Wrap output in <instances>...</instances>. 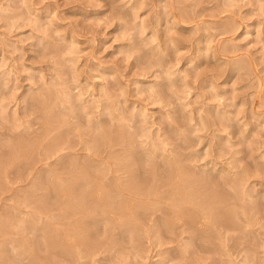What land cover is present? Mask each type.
<instances>
[{
	"label": "rangeland",
	"instance_id": "374dc122",
	"mask_svg": "<svg viewBox=\"0 0 264 264\" xmlns=\"http://www.w3.org/2000/svg\"><path fill=\"white\" fill-rule=\"evenodd\" d=\"M0 155V264H264V0H0Z\"/></svg>",
	"mask_w": 264,
	"mask_h": 264
},
{
	"label": "bare ground",
	"instance_id": "6f19581e",
	"mask_svg": "<svg viewBox=\"0 0 264 264\" xmlns=\"http://www.w3.org/2000/svg\"><path fill=\"white\" fill-rule=\"evenodd\" d=\"M157 95H158V94H157ZM47 107H48V106H47ZM61 107H62V106H61ZM42 109H43V108H42ZM49 109H50V108H49ZM47 111H48V110H47ZM42 113H43V112H42ZM48 114H49V113H48ZM48 114L45 115V117H44V120H45L44 123L46 124V126H48V123H49V121L51 120V119H50L51 117L49 118ZM48 118H49L50 120H49ZM42 120H43V119H42ZM51 121H52V120H51ZM64 123H65V122H64ZM35 124H36V123H35ZM41 124H42V123H41ZM42 127H44V126H42ZM47 129H48V127H47ZM50 129H51V128H50ZM52 131H53V130H52ZM43 132H44V131H43ZM114 133H116V132H114ZM122 133H123V132H122ZM108 135H109V134H108ZM110 135H111V134H110ZM110 135H109V136H110ZM119 135H120V134H119ZM122 135H123V134H122ZM52 136H53V135H52ZM106 136H107V135H106ZM106 136H105V137H106ZM61 137H62V136H61ZM20 139H21V138H20ZM53 139H54V138H53ZM57 139H58V138H57ZM59 139H60V138H59ZM63 139H64V138H62V140H63ZM24 140H25V139H24ZM24 140H23V141H24ZM37 140H39V139H37ZM113 140H114V139H113ZM37 142H38V141H37ZM18 143H19V141H18ZM25 143H26V141H25ZM25 143H23V144H25ZM30 143H31V141H30ZM21 145H22V143H21ZM21 145H20L19 147H23V146H24V145H22V146H21ZM49 145H50V144H49ZM52 145H53V144H52ZM60 145H61V144H60ZM14 146H15V145H14ZM29 146H31V145L28 144V147H27V145L25 144V146L23 147V149H24L25 147L29 148ZM61 146H62V145H61ZM19 147H18V148H19ZM32 148H33V147H32ZM51 148H53V150H54V149H55V146H53V147H51ZM51 148L49 147V149H51ZM8 149H9V148H8ZM8 149H7V150H8ZM10 149H12V148H10ZM60 149H61V148H60ZM12 150H13V149H12ZM14 150H15V149H14ZM19 150H20V148H19ZM19 150H15V151H16V152H20V153H24V152H22L21 150H20V151H19ZM56 150H57V149H56ZM2 151H3V150H2ZM30 151H31V150H30ZM42 151H43V150H42ZM57 151H58V150H57ZM16 152H13L12 154H11V152H10L11 156H10V154H8L9 152H8L6 155H7V157H8V155L11 157V158L8 157L9 159H12V157H13L14 159H16V158H17V155H18V157L21 156L20 153H16ZM31 152H32V151H31ZM45 152H46V151H45ZM27 153H28V152H27ZM34 153H35V152H34ZM51 153L53 154L52 151H51ZM54 153H55V152H54ZM152 153H154V152H152ZM19 154H20V155H19ZM29 154H30V153H29ZM31 154L34 155L33 153H31ZM31 154H30V155H31ZM45 154H46V153H45ZM57 155H58V154H57ZM57 155H56V156H57ZM2 156H3V157H2ZM2 156L0 155V158H4V155H2ZM14 156H15L16 158H15ZM44 156H45V155H44ZM7 157L5 156V160H6ZM32 157H33V156H32ZM45 157H46V156H45ZM50 157H51V156H50ZM46 158H47V157H46ZM9 159H8V161H12V160H9ZM24 159H25V158H24ZM24 159H23V160H24ZM30 159H31V158H30ZM0 161H2V160L0 159ZM3 161H4V159H3ZM7 163H9V162H7ZM27 163H28V162H27ZM1 164H3V162H2ZM4 164H6V163L4 162ZM9 164H10V163H9ZM28 164H29V163H28ZM33 164H34V162L32 163V165H33ZM68 164H69V163H68ZM70 164H72V163H70ZM26 165H27V164H26ZM0 166H1V165H0ZM65 166H66V165H65ZM132 166H133V165H132ZM29 167H30V166H28L27 168H29ZM31 167H32V166H31ZM63 167H64V166H63ZM66 167H67V166H66ZM66 167H65V168H66ZM3 168H4V170H5V167H3ZM8 168H9V167H8ZM61 168H62V167H61ZM68 168H70V167H68ZM0 169H1V171H0V172H1L0 175H2V173H3V171H2V167H0ZM27 170H28V169H27ZM73 170H74V169H73ZM5 171H6V170H5ZM5 171H4V173H9V172H10V171L5 172ZM65 171H66V170H65ZM65 171H64V172H65ZM67 171H68V170H67ZM64 172H63V173H64ZM4 173H3V174H4ZM9 174H10V173H9ZM15 174H16V173H15ZM20 174H21V172H20ZM66 174H67V173H66ZM81 175H82V174H81ZM8 176H9V175H8ZM16 176H17V175H16ZM82 176H84V175H82ZM85 176H86V174H85ZM86 177H87V176H86ZM135 177H136V176H135ZM3 178H4V177H3ZM5 178H6V174H5ZM92 178L94 179L95 177H92ZM61 179H62V178H61ZM73 179H74V178H73ZM86 180H88V179H85V181H86ZM47 182H48V181H47ZM59 182H60V181H59ZM73 182H74V181H73ZM77 182H78V181H77ZM171 182H172V181H171ZM0 183H1V182H0ZM70 183H71V182H70ZM51 184H52V183H51ZM59 184H60V183H59ZM64 184H65V183H63V185H64ZM74 184H76V181L74 182ZM57 186H58V185H57ZM57 186H56V187L54 186V187L57 188ZM68 186H69V185H68ZM73 186H74V185H73ZM79 186H80V185H79ZM96 186H98V185H96ZM54 187H53V190H55ZM64 187H65V186H64ZM64 187H63V188H64ZM74 187H75V186H74ZM89 187H90V186H89ZM89 187L84 188L83 186H80V187H79L80 189L77 187V188H78V192H80V193H79V197H78V195H77V197L74 196V198H77V200L80 201L81 204H84V202H85V201H88L89 198L92 199V197H93V199L95 198V200H96L98 197L100 198V196H101V194H102L100 189H94V190H92V188L89 189ZM176 187H177V186H176ZM66 188H67V187H66ZM77 188H76V189H77ZM120 188H121V187H120ZM185 188H186V187H185ZM109 189H110V188H109ZM175 189H176V188H175ZM58 190H59V191H62V190H60L59 188H57V189L55 190L56 192L52 191V192L55 193V196L57 195L56 193H57ZM71 190H72V189H71ZM112 190H113V189H112ZM46 191H47V189H46ZM75 191H76V190H75ZM75 191H74V192H75ZM116 191H117V190H116ZM192 191H193V190H192ZM63 192H67V189H66V191H63ZM70 192H71V191H70ZM72 192H73V191H72ZM107 192H108V190H107ZM67 193H68V192H67ZM110 193H111V192H110ZM65 194H66V193H65ZM75 194H77V193H74V195H75ZM155 194H156V193H155ZM173 194H174V193H173ZM46 195H47V194H46ZM48 195H49V194H48ZM66 195H67V194H66ZM137 195H138V194H137ZM156 196H157V195H156ZM49 197H50V196H49ZM65 197H66V196H65ZM70 197H71V196H70ZM153 197H154V196H153ZM56 198H59V197L56 196V197L54 198V196H53V199L56 200ZM132 198H133V197H132ZM44 199H45V197H44ZM61 199H63V198H61ZM109 199H110V198H109ZM109 199H108V200H109ZM154 199H155V198H154ZM181 199H182V198H181ZM183 199H184V198H183ZM64 200H65V198H64ZM70 200H71V199H70ZM98 200H99V199H98ZM40 201H41V200H40ZM51 201H52V200H51ZM60 201H61V200H60ZM71 201H72V200H71ZM173 201H174V199H173ZM52 202H53V201H52ZM64 202H66V201H64ZM123 202H124V201H123ZM158 202H159V201H158ZM73 203H75V202H73ZM91 203H92V202H91ZM94 203H95V202H94ZM131 203H132V202H131ZM64 204H65V203H64ZM75 204H76V203H75ZM75 204H74V205H75ZM78 204H79V203H78ZM110 204H111V203H110ZM112 205H113V204H112ZM114 205H115V204H114ZM120 205H121V204H120ZM123 205H124V204H123ZM156 205H157V204H156ZM158 205H159V204H158ZM190 205H192V203H191ZM72 206H73V205H72ZM136 206H137V205H136ZM144 206H145V205H144ZM154 206H155V205H154ZM180 206H181V205H180ZM98 207H99V206H98ZM44 208H45V207H44ZM44 208H43V209H44ZM77 208H78V206H77ZM89 208H90V207H89ZM95 208H96V207H95ZM102 208H103V207H102ZM107 208H108V207H107ZM149 208H150V207H149ZM80 209H81V208H80ZM87 209H88V208H87ZM93 209H94V207H93ZM111 209H112V208H111ZM135 209H138V207L135 208ZM145 209H146V208H145ZM171 209H172V208H171ZM181 209H183V208L181 207ZM44 210H45V209H44ZM74 210H75V209H74ZM74 210H73V212H74ZM77 210H78V209H77ZM129 210H130V209H129ZM132 210H133V209H132ZM142 210H143V209H142ZM142 210H141V211H142ZM75 211H76V210H75ZM82 211H83V210H80V213H81ZM95 211H96V210H95ZM192 211H193V210H192ZM197 211H198V210H197ZM135 212L137 213V210H136ZM177 212H178V211H177ZM183 212H184V211H183ZM44 213H45V212H44ZM71 213H72V212H71ZM113 213H114V212H113ZM170 213H171V211H170ZM186 213H187V212H186ZM230 213H231V212H230ZM83 214H84V213H83ZM122 214H123V213H122ZM133 214H134V213H133ZM141 214H142V213H141ZM144 214H145V213H144ZM149 214H150V213H149ZM179 214H180V213H179ZM62 215H63V213H62ZM84 215H85V214H84ZM139 215H140V213H139ZM166 215H167V214H166ZM187 215H188V214H187ZM193 215H194V214H193ZM220 215H221V214H220ZM101 216H102V215H101ZM109 216H110V215H109ZM114 216H115V215H114ZM173 216H174V215H173ZM181 216H182V215H181ZM40 217H41V216H40ZM141 217H142V216H141ZM144 217H145V215H144ZM193 217H194V216H193ZM225 217H226V216H225ZM225 217H224V218H225ZM227 217H228V216H227ZM90 218H91V217H90ZM130 218H131V217H130ZM174 218H175V217H174ZM196 218H197V217H196ZM136 219H137V218H136ZM171 219H172V218H171ZM176 219H177V218H176ZM201 219H202V218H201ZM84 220H85V219H84ZM88 220H89V219H88ZM173 220H174V219H173ZM138 221H139V220H138ZM157 221H158V220H157ZM187 221H189V220H187ZM67 222H68V221H67ZM86 222H87V221H86ZM92 222H93V221H92ZM116 222H117V221H116ZM141 222H142V221H141ZM165 222H166V221H165ZM118 223H119V222H118ZM172 223H173V222H172ZM194 223H195V221H194ZM80 224H81V223H80ZM91 224H92V223H91ZM13 225H14V224H13ZM125 225H126V224H125ZM171 225H172V224H171ZM165 226H166V225H165ZM165 226H164V227H165ZM190 226H191V225H190ZM6 227H7V226H6ZM0 228H1V227H0ZM38 228H39V227H38ZM89 228H90V226H89ZM160 228H162V227H160ZM196 228H197V226H196ZM91 229H92V227H91ZM163 229L166 230L165 228H163ZM84 230H86V228H85ZM164 230H163V231H164ZM171 230H172V229H171ZM174 230H175V229H174ZM178 230H179V229H178ZM70 231H71V230H70ZM107 231H108V230H107ZM194 232H195V231H194ZM71 233H72V232H71ZM86 233H87V232H86ZM88 234H89V232H88ZM195 234H196V233H195ZM66 235H67V234H66ZM83 235H84V234H83ZM196 236H197V235H196ZM86 237H87V236H86ZM77 238H78V237H77ZM75 239H76V238H75ZM84 239H85V238H84ZM51 240H52V239H51ZM68 241H69V240H68ZM76 241H77V239H76ZM78 241H79V240H78ZM66 242H67V241H66ZM88 242H89V241H88ZM48 243H49V242H48ZM50 244H51V243H50ZM56 244H57V243H56ZM78 244H79V243H78ZM64 245H65V244H63V246H64ZM50 246H51V245H50ZM61 246H62V245H61ZM65 246H66V245H65ZM76 246H77V245H76ZM69 247H70V246H69ZM81 247H82V246H81ZM45 248H46V247H45ZM67 248H68V247H67ZM47 249H48V248H47ZM61 249H62V248H61ZM59 252H60V251H59ZM59 252H58V253H59ZM63 252H64V251H63ZM70 253H71V252H70ZM73 254H74V253H73ZM73 254H72V255H73Z\"/></svg>",
	"mask_w": 264,
	"mask_h": 264
}]
</instances>
